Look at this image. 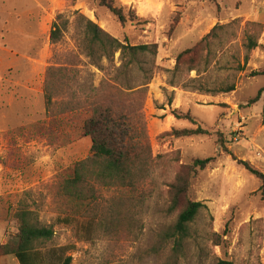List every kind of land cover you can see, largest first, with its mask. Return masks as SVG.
Here are the masks:
<instances>
[{
	"label": "rangeland",
	"instance_id": "obj_1",
	"mask_svg": "<svg viewBox=\"0 0 264 264\" xmlns=\"http://www.w3.org/2000/svg\"><path fill=\"white\" fill-rule=\"evenodd\" d=\"M114 3L136 19L122 26L95 0H0V244L17 232L14 214L23 207L54 231L43 248L50 264H62L66 257L69 264H160L173 245L172 239L161 236L177 216L168 210V185L176 174H187L194 159L211 158L190 176L186 197L205 208L189 226L178 264H264L260 180L242 164L264 174V92L248 103L264 88V75H252L264 69V0ZM57 15L67 26L52 43L49 32ZM79 15L120 41L157 45L156 69L137 110L143 113L154 169L136 191L102 188L96 200L107 213L122 201L119 211L127 214L125 220L130 216V222L119 227L112 218L89 227L84 211L70 224L57 220L71 213L70 204L56 195L58 186L91 148L90 138L77 131L78 115L84 111L74 110L70 116L63 102L72 91L80 100L86 93L95 94L105 77L117 79L125 89L141 74L135 65L120 72L105 58V74L98 70L92 64L96 55H84L87 45L77 27ZM248 37L257 42L249 51ZM202 39L195 58L199 75L184 72V65L174 70L177 55ZM75 55L80 61L69 66L67 73L74 76L70 88L65 83L63 91L51 86L53 104L48 110L47 69ZM118 56L116 52L115 67ZM231 85L233 90L220 91ZM173 111L188 113L195 122L177 119ZM196 126L209 133L179 138L171 134ZM0 264L19 263L6 255L0 256Z\"/></svg>",
	"mask_w": 264,
	"mask_h": 264
},
{
	"label": "trees",
	"instance_id": "obj_2",
	"mask_svg": "<svg viewBox=\"0 0 264 264\" xmlns=\"http://www.w3.org/2000/svg\"><path fill=\"white\" fill-rule=\"evenodd\" d=\"M95 1L105 7L122 26L128 21L136 19L131 11L125 12L122 6L115 5L114 0ZM60 19L61 15H57L51 24L49 39L52 43H56L66 29L67 22H62ZM77 27L83 33L87 45L84 55L90 58L96 55L92 64L98 70L105 74L108 65H110L120 72L127 73L135 65L141 74L134 79L132 85H128L125 89L119 86L116 82L117 79L105 77L101 80L99 87L95 89L98 91L95 94L86 93L83 100H80L81 98L72 91L70 99L63 102V108L70 116H73L74 110L84 111L78 115L77 131L81 136L90 138L91 148L86 158L71 165L68 175L61 180L58 186L56 195L70 204L71 213L69 216L65 215L57 220L64 224H70L76 221V216L84 211L86 212L85 216L88 217L89 227H93L103 218H112V222H117L119 227L122 226V223L129 224L130 222V216L125 220L127 214L119 211L122 201L117 202L116 208L109 209L107 213L106 209L102 211L103 207H99L96 200L99 197L98 192L102 188H123L130 192L136 191L138 187L143 186L154 169L155 158L151 154L143 113L137 112V110H140L144 103L147 85L156 69L157 45H131L120 41L83 15H79ZM202 42L203 39L195 46L180 52L176 57L174 70H178L180 65H184V72L189 73L194 70L199 75L200 70L195 58L198 54V46ZM245 46L249 51L257 46V42L248 37ZM116 52L119 53L118 60L120 61L117 67L114 65ZM103 58L108 63L107 67L101 63ZM64 60L65 62L58 63V67L49 66L47 69L45 83L48 91V95H46L48 110L53 104L51 89L59 88L63 91V83H65V87H68L70 80L74 78L67 73L69 66L76 65L77 61L74 60L80 61L78 55L67 56ZM252 75H264V69L252 71ZM192 80H196V78ZM233 89L234 87L231 85L220 91L229 92ZM262 92H264V88L259 89L256 96L248 103L255 102ZM133 111L135 113L131 114L130 112ZM172 113L177 119L184 118L195 122L188 113L179 114L176 111ZM208 133L209 131L201 126H196L194 129L184 128L171 131V134L176 138ZM217 139L219 143L223 142L221 133H217ZM210 160L211 158L194 159L190 166L191 170L187 174H176L174 181L168 185L170 203L168 210L176 212L177 216L172 227L161 236V239H172L173 245L169 256L160 264H178L184 240L189 237V226L199 211L205 208L204 204L190 200L186 194L191 173L195 174L197 169L205 168ZM242 164L246 170L260 180L258 190L261 199L264 200V174L245 161H242ZM14 219L17 232L8 242L0 244V256L12 255L19 264H50L43 248L45 243L53 237L52 227L40 224L34 212L23 207L15 212ZM86 233L88 234L89 231ZM218 244L217 242L216 245ZM69 262L70 257H66L62 264H69ZM216 264H233V262L218 260Z\"/></svg>",
	"mask_w": 264,
	"mask_h": 264
}]
</instances>
